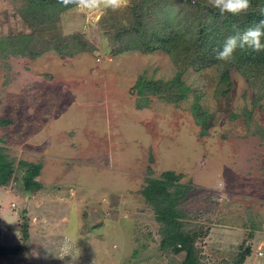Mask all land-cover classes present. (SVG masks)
<instances>
[{"label": "rangeland", "instance_id": "obj_1", "mask_svg": "<svg viewBox=\"0 0 264 264\" xmlns=\"http://www.w3.org/2000/svg\"><path fill=\"white\" fill-rule=\"evenodd\" d=\"M23 7L32 15L22 0H0V148L13 166L0 186V246L18 247L0 264L183 260L160 250L142 194L163 172L186 192L189 228L206 232L196 244L204 264L240 254L264 264V86L254 75L232 71L223 98L214 67L189 68L176 105L144 97L133 89L139 78L166 82L176 68L161 52L113 55L116 28L105 23L117 10H65L43 27L59 42L80 34L89 48L28 58L18 39L9 43L32 32ZM21 163L40 166L42 190L25 193Z\"/></svg>", "mask_w": 264, "mask_h": 264}, {"label": "trees", "instance_id": "obj_2", "mask_svg": "<svg viewBox=\"0 0 264 264\" xmlns=\"http://www.w3.org/2000/svg\"><path fill=\"white\" fill-rule=\"evenodd\" d=\"M22 1L33 11L32 15H27V7L20 10L21 18L32 32L9 40V43L19 40L18 46L21 45V48L18 51L22 55L29 58L50 49L61 51L65 48L67 53H75L89 48L82 42L86 40L80 34L59 42L50 35L49 29L43 27L46 21H55L65 10L75 6L66 8L58 0ZM117 11L105 23L112 29L116 28L111 34L113 55L130 49L142 54L161 52L171 59L176 68L175 76L166 82L139 78L133 87L139 95L157 97L176 105L188 90L180 78L189 68L199 71L214 67L219 75L215 94L223 98L229 93L231 72L235 69L245 77L253 74L254 80L264 86V51L237 49L230 61L216 59V51L222 47L227 36L264 19V0H250L247 12L237 16L220 15L217 9L209 5L208 0H129L126 7ZM193 115L197 121L198 112ZM21 166L26 168L21 175L25 193L42 190L41 184L34 179L39 174L40 166L26 163H21ZM12 175L13 166L0 148V186L5 185ZM176 179L173 172H163L159 179L148 180V186L142 192L156 213L161 235L159 248L169 257L183 254L181 261L170 257L169 264H204L201 260L202 251L196 244L206 232L200 225L189 228V223H186L188 214L182 210V203L179 202L186 199V192L175 184ZM26 230L25 224V237ZM17 250L18 247L0 246V257L12 255ZM243 262V255L240 254L232 264Z\"/></svg>", "mask_w": 264, "mask_h": 264}, {"label": "clouds", "instance_id": "obj_3", "mask_svg": "<svg viewBox=\"0 0 264 264\" xmlns=\"http://www.w3.org/2000/svg\"><path fill=\"white\" fill-rule=\"evenodd\" d=\"M64 7L75 6V8L88 13H96L111 9L113 11L126 7L129 0H58ZM220 15L231 14L233 16L247 12L250 0H208ZM70 33H65L68 35ZM264 19L254 26L243 31H235L226 37L221 48L216 51V59L219 61H230L237 49L249 48L255 52L264 51Z\"/></svg>", "mask_w": 264, "mask_h": 264}]
</instances>
